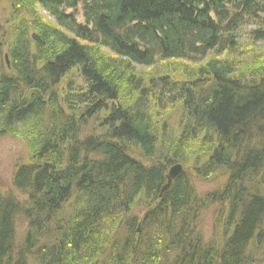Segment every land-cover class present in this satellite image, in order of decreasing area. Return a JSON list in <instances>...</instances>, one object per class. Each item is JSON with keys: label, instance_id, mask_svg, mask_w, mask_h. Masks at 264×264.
Wrapping results in <instances>:
<instances>
[{"label": "trees", "instance_id": "1", "mask_svg": "<svg viewBox=\"0 0 264 264\" xmlns=\"http://www.w3.org/2000/svg\"><path fill=\"white\" fill-rule=\"evenodd\" d=\"M4 2L0 137L30 160L27 200L0 191V264H264V0Z\"/></svg>", "mask_w": 264, "mask_h": 264}, {"label": "rangeland", "instance_id": "2", "mask_svg": "<svg viewBox=\"0 0 264 264\" xmlns=\"http://www.w3.org/2000/svg\"><path fill=\"white\" fill-rule=\"evenodd\" d=\"M4 6H6L5 2L2 6H0L1 24L8 19L7 12L5 11ZM69 12H74L78 18V21L80 23H84L82 6H79L76 11ZM257 28V25L254 23L243 27L241 31L242 44H246L250 41L251 32ZM240 55H243V53H240ZM210 56L217 57L220 55L212 53L210 54ZM165 63L168 66H170L169 64H174L171 61H167ZM163 68L164 67L162 63L159 62L156 66V72H162ZM175 121H173V123ZM83 131L84 135H97L100 134L101 129L100 126L97 125V122L93 121ZM29 160L30 154L22 141L12 136H5L3 138H0V191L4 196L12 195L21 203L26 201L27 197L14 188L13 179L17 168L20 165L26 164ZM192 181L197 190V193L201 197L206 195L207 193L217 191L222 184V180H220L219 178L210 181H203L194 178L192 179ZM216 209V207L206 209L202 214L201 228L206 240H210L213 234ZM27 231L28 222L25 220V218L22 217V215L18 216L16 220V242L18 244L23 241L25 235L27 234Z\"/></svg>", "mask_w": 264, "mask_h": 264}, {"label": "water", "instance_id": "3", "mask_svg": "<svg viewBox=\"0 0 264 264\" xmlns=\"http://www.w3.org/2000/svg\"><path fill=\"white\" fill-rule=\"evenodd\" d=\"M181 171V167L180 166H174L172 167L167 175V183L166 185L162 188V194H164L165 192L169 191L173 182L178 178V175Z\"/></svg>", "mask_w": 264, "mask_h": 264}, {"label": "bare ground", "instance_id": "4", "mask_svg": "<svg viewBox=\"0 0 264 264\" xmlns=\"http://www.w3.org/2000/svg\"><path fill=\"white\" fill-rule=\"evenodd\" d=\"M81 6V5H80ZM73 11V10H72ZM76 15V14H75ZM76 18H77V16H75ZM77 20H78V18H77ZM5 59H6V62H7V64H8V58H7V56H5ZM3 137H5V136H3ZM3 137H0V138H3ZM180 166L181 167V171H180V173H179V175H178V177L184 172V170H185V167L183 166V164H175L174 166ZM174 166H172V167H174ZM167 183V182H166ZM166 185V184H165ZM168 192V191H167ZM166 194V192L164 193V194H162V190H161V193H160V195H159V198H162L164 195ZM27 200V199H26Z\"/></svg>", "mask_w": 264, "mask_h": 264}]
</instances>
